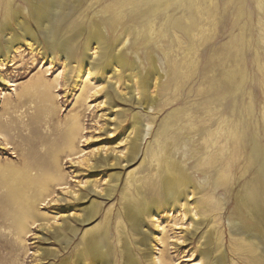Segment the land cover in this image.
<instances>
[{
  "label": "rangeland",
  "instance_id": "obj_1",
  "mask_svg": "<svg viewBox=\"0 0 264 264\" xmlns=\"http://www.w3.org/2000/svg\"><path fill=\"white\" fill-rule=\"evenodd\" d=\"M107 6L122 8L123 19L117 29L112 13L100 11ZM252 7L254 24L253 28L250 26L251 32H246L239 0H151L149 3L147 0H89L84 3L69 17L63 31L67 24L83 23L89 30L92 22H97L112 44L116 45L118 38L123 39L117 49L136 62L141 72H153L156 67L164 75L158 86L152 88L156 102L149 108L124 102L111 107L104 94L111 86L106 83L103 89V78L76 70L65 85L62 62L50 64L44 53L23 46L19 51H12L13 60L0 67L6 79L0 78V166L21 164L26 148L41 149L42 133L54 137L56 126L76 111L81 114L83 128V137L77 142L81 149L78 156L94 157L102 151L105 155L118 153L122 161L136 132V128L133 132L134 124L141 125L144 135L140 153L130 163L123 160L122 166L97 170L78 164V156H73L74 160L63 158L64 173L72 188L87 192L88 186L83 184L87 180L97 181L98 190L103 189V194L110 187L116 189L111 198L91 194L92 199L100 201L101 212L93 223L82 227H91L108 214L112 241L109 260L111 264H126L116 231L120 212L128 205L124 196L130 192L136 197L139 189L147 200L161 204V187L169 176L167 165H170L171 169L182 167L192 183L201 187V193L189 196L188 201L201 207L205 222L216 213L222 214L215 219L219 218L218 232L224 234V247L229 249L231 239L238 238L230 232L231 226L240 222L238 215L248 216L242 200L256 188L259 164L252 160L253 141L258 138L264 143V39L261 38L264 17L256 13V2ZM95 11L100 12L95 14ZM126 72L122 70L120 76ZM64 74L68 76V68ZM117 77L110 82L118 80V87L128 91L126 81ZM39 79L52 87L56 79L61 84L54 89L59 96L52 104L58 114L42 128H36L34 123L36 113L44 108L46 86L37 84ZM249 80L250 90L247 89ZM247 121L252 123L251 129H246ZM222 129L225 134L218 138V131ZM5 139L9 144L6 145ZM217 140L218 144H214ZM221 147L225 149L222 151ZM214 159L217 161L212 167L209 162ZM223 171L229 174V183L217 185ZM116 172L120 173L118 181L113 179ZM61 195L63 191L58 189L56 197ZM87 202L76 203L74 208L80 211ZM261 203L264 206V200ZM66 206V201L40 206L38 213L45 219L37 221L24 242L7 238L8 231L3 230L0 222V264H76L82 245L78 235L73 237L63 226L66 223L79 227L80 222ZM163 209L156 220L145 217L141 232L128 231L138 264H151L144 255V232L151 234L154 253L161 264H204L198 263L197 242L187 230L193 216L191 206L186 215L182 206ZM71 213L73 216L69 217ZM84 215L82 212L81 217ZM57 220L61 227L58 229L71 238L67 249L54 239L47 240L50 234L42 228L47 223L56 225ZM193 225L190 230H194ZM44 250L57 255L44 257ZM228 260L227 264L232 261L248 264L246 258L242 260L239 256L235 259L229 256Z\"/></svg>",
  "mask_w": 264,
  "mask_h": 264
},
{
  "label": "bare ground",
  "instance_id": "obj_2",
  "mask_svg": "<svg viewBox=\"0 0 264 264\" xmlns=\"http://www.w3.org/2000/svg\"><path fill=\"white\" fill-rule=\"evenodd\" d=\"M88 1L0 0V67L7 65L9 61L13 60L10 57L12 51L16 52L23 46H27L32 51L38 50L39 53H44L49 58L50 64L63 63L62 76L64 77L65 85L70 74L78 70L82 74L87 73L95 78H103L104 80L101 82L103 89L106 88V83L110 84L111 87L104 94L108 96L111 107L118 105L119 102L133 103L144 108L151 107L156 102L153 89L158 86L160 77L164 76L160 74L156 67L153 72H141L136 62L129 60L117 49L123 39L118 38L116 45L112 44L111 39L107 38L105 30L97 22H92V27L89 30L83 23L82 25L67 24L66 30L63 31L69 17ZM97 1L99 2L100 0ZM150 1L147 0L148 3ZM239 1L240 15L242 16V21L244 20L246 32H251L250 26L253 28L254 24L252 4L256 2L258 6L256 13L264 17V0ZM234 5L235 3L232 4V7ZM121 9V6H107L100 11L112 13L116 24L114 28L117 29L123 19ZM100 11H95V14ZM247 14L249 18H246ZM154 26L155 23L152 25V32ZM261 30L263 31L261 38L264 39V23L261 25ZM245 52H247V49ZM67 68L68 76L64 74ZM122 70L127 71L123 77L120 76ZM115 75L118 76L117 79L126 81L128 91L123 92L118 87V80L115 83L110 82ZM80 77L81 75L78 74L77 78ZM0 78L6 81L2 73H0ZM55 81L57 83L54 87L46 85L42 79L36 82L37 84L44 83L46 86L43 98L44 108L36 113V121L34 122L36 128H42L45 123H50L54 116L58 114L53 105L59 93L57 92L56 95L54 89L59 88L61 84L59 79ZM115 84L117 85L115 86ZM247 89H251L250 80L247 82ZM97 91L100 92L101 89H97ZM245 127L246 129H251L252 123L249 121L245 122ZM56 128L54 137L50 133H42V137H40L42 140L41 149L26 148L22 154L21 164L7 163L0 166L1 227L4 231H8L5 232L7 238L10 237L19 240V242H24L37 221L45 219L38 213L40 206L52 201L61 203L66 201L68 206L65 208L75 212L74 218L80 222L79 227L66 223L63 226L73 237L78 235L80 245H82L77 253L76 264H111L109 260V256L112 253L110 216L106 214L101 221H97L98 223L91 227L84 229L82 226L85 227V225L93 223L101 212L100 201L97 198L92 199L91 194L111 198L116 190L115 186L110 187L105 194H103V189L98 190L97 181L86 180L83 183L88 186L87 192H79L82 188L78 190L72 188L64 173L62 161L64 157L74 160L73 156H78L81 152V149L77 147V142L83 137L80 112H73L62 125H58ZM135 128L136 132L131 140L129 153L123 159L128 161V163L138 157L140 142L144 135L141 125L134 124L133 132ZM218 133V138L225 134L223 129L219 130ZM230 133L232 134L233 131L231 130ZM5 140L7 142L6 145L9 144L8 139ZM213 143L218 144V140ZM25 144L27 145L28 142ZM253 148L252 160L259 164V172L255 179L256 188L248 194L247 199L242 200V204L248 211H246L248 216L238 215L240 222L231 226L230 232L237 235L238 238L231 239L232 244L229 245V249L224 247V234L218 232L221 225L216 222L219 218L215 219L216 215L222 214L216 213L213 219L209 218L205 222L201 207L196 202L190 203L188 201L189 196H196L201 193V187L192 183L182 167L171 169V166L167 165L169 176L162 183L161 194L163 201L161 204L159 201L147 200L138 187L136 197L132 196L130 192H126L124 196L128 205L125 208L123 207L120 212L116 231L118 247L126 264L139 263L128 231H132V233L141 232L145 217L156 220L161 210H164L163 208L171 210L174 205H177V207L182 206L185 215L191 206L193 216L187 230L197 242L198 263L227 264L229 256L233 259H235V256H239L242 260L246 258L248 264H264V206L261 203L264 200V143H262L261 139L255 138ZM224 149V147H221L222 151ZM105 154L100 151L99 154H95V159L93 156L79 155L76 157V162L80 165L85 164L90 169L97 170H101L104 167L122 166L121 155H118V153L116 155L114 153ZM216 161L217 159H214L209 163L213 167ZM228 176L229 174L223 171L222 179L217 185H227L229 183ZM113 179L118 181L120 173H114ZM78 184H81V181ZM58 189L63 191V195L60 197H56ZM86 200H88V205L81 207L80 211L74 208L76 203L80 204ZM70 201H74V203L71 204ZM210 201L212 202L211 199ZM216 204L218 205L219 203ZM82 212H85L83 217H81ZM72 214L68 216L71 217L73 216ZM250 221H253V223H250ZM55 224L48 226L47 223L42 225L43 230L50 234L46 239H54V242L60 245L63 244L64 248L67 249L71 238L58 229L61 228L58 226V220ZM190 225L194 226V230L189 229ZM150 237V233L144 232L142 240V244L145 246L144 255L151 264H161L160 258L154 253L155 245L152 244ZM42 255L49 257L57 254L51 250H44ZM230 264L237 263L232 261Z\"/></svg>",
  "mask_w": 264,
  "mask_h": 264
}]
</instances>
